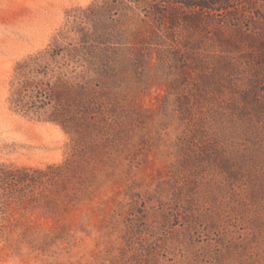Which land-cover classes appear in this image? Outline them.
I'll return each instance as SVG.
<instances>
[{
	"label": "rangeland",
	"instance_id": "1",
	"mask_svg": "<svg viewBox=\"0 0 264 264\" xmlns=\"http://www.w3.org/2000/svg\"><path fill=\"white\" fill-rule=\"evenodd\" d=\"M85 36L35 77L88 86L81 133L17 109ZM1 168L49 177L0 182V264H264V0H0Z\"/></svg>",
	"mask_w": 264,
	"mask_h": 264
},
{
	"label": "trees",
	"instance_id": "2",
	"mask_svg": "<svg viewBox=\"0 0 264 264\" xmlns=\"http://www.w3.org/2000/svg\"><path fill=\"white\" fill-rule=\"evenodd\" d=\"M161 3H170L171 0H155ZM174 1V0H173ZM89 37H83L80 47H51L46 52L31 56L20 62L17 66L18 87L13 91L12 103L17 109L25 113H43L51 108V114L47 121L56 122L66 130L81 133L80 129L85 126L81 120L88 118L93 107L92 92L86 84H73L62 79L45 82L35 78L47 75L46 66L39 62L40 56L46 54L50 59L56 60L62 55H69L75 61L81 55L82 48L88 46ZM94 56V55H93ZM91 56V64L95 63V57ZM94 93V92H93ZM86 121V120H85ZM95 127V123H87L86 127ZM57 169L64 168L58 166ZM49 169H54L50 167ZM44 170L28 169H0V182L16 186L38 185L48 180Z\"/></svg>",
	"mask_w": 264,
	"mask_h": 264
}]
</instances>
